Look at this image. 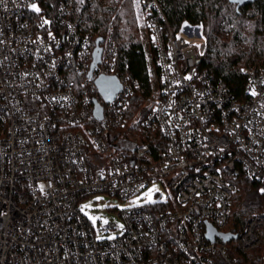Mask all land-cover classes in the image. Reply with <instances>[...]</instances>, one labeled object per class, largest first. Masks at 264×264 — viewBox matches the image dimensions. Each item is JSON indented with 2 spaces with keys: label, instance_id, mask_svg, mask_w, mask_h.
<instances>
[{
  "label": "built area",
  "instance_id": "1",
  "mask_svg": "<svg viewBox=\"0 0 264 264\" xmlns=\"http://www.w3.org/2000/svg\"><path fill=\"white\" fill-rule=\"evenodd\" d=\"M138 3L160 91L133 122L160 131L158 155L127 134L139 81L118 65L112 32L89 77L96 41L72 1L45 16L40 0H0V264H264V250L240 260L228 247L264 244V210L236 238L222 236L242 175L264 196V65L242 69L246 97L238 100L202 68L201 27L175 32L159 0ZM102 75L123 86L111 102L96 84ZM157 182L172 193L113 208L122 225L94 226L81 209L89 196L127 201Z\"/></svg>",
  "mask_w": 264,
  "mask_h": 264
},
{
  "label": "trees",
  "instance_id": "2",
  "mask_svg": "<svg viewBox=\"0 0 264 264\" xmlns=\"http://www.w3.org/2000/svg\"><path fill=\"white\" fill-rule=\"evenodd\" d=\"M61 0H40L43 14L54 13ZM81 10L85 32L92 36L93 43L105 38L108 33L119 48L118 65L128 67L139 81L126 113L127 126L140 111L145 115L150 109L145 102L151 97L150 61L142 42L138 39V26L134 0H70ZM172 29L177 32L183 24L202 28L206 51L201 66L214 79H222L238 100L246 97L247 76L242 69L246 66L264 65V0L240 7L229 0H159ZM94 46V44H93ZM153 50V49H152ZM154 61L159 80V67L155 51ZM142 140L148 143L155 154L164 149L165 140L158 129H142ZM238 189L233 196L231 217L225 231L239 234L247 222L264 210V196L260 185L242 175ZM264 250L261 244L254 251L243 252L230 248L238 259L242 256H256ZM241 251V252H240ZM242 254V255H241Z\"/></svg>",
  "mask_w": 264,
  "mask_h": 264
},
{
  "label": "rangeland",
  "instance_id": "3",
  "mask_svg": "<svg viewBox=\"0 0 264 264\" xmlns=\"http://www.w3.org/2000/svg\"><path fill=\"white\" fill-rule=\"evenodd\" d=\"M135 11H136V20L138 26V39L142 42L144 49L147 52L150 64V72H151V82L153 83L152 95L145 102V107L150 108L156 102L159 96L160 91V83L158 81V74L156 73V64L154 61V53L149 44V37L147 31L145 29V25L143 22V18L140 12V6L138 0H134ZM189 25L187 23L183 24ZM182 26V27H183ZM192 26V25H191ZM264 28V23H263ZM138 111L134 118L128 123V132L127 134L133 137L137 135L142 136V128L138 123H134V119L136 121L140 120ZM172 193V190L167 186L163 185L161 182L153 183L142 191H140L136 196L130 198L127 201H121L119 198L113 197L109 194H95L87 197L85 200L81 202V209L83 213L88 217V219L92 222L94 226H97L99 221L108 220L109 218H113L119 225H122V221L114 215V213L110 212L113 208L123 209L131 206H141V205H155L156 200L163 194L164 199H167L168 195ZM117 235L116 232L102 234L100 237L102 238H111ZM238 246V242L233 240L228 243V247L233 251L236 250ZM241 252V251H240ZM243 253V252H242ZM242 255V254H241ZM250 256V255H249Z\"/></svg>",
  "mask_w": 264,
  "mask_h": 264
},
{
  "label": "water",
  "instance_id": "4",
  "mask_svg": "<svg viewBox=\"0 0 264 264\" xmlns=\"http://www.w3.org/2000/svg\"><path fill=\"white\" fill-rule=\"evenodd\" d=\"M256 0H229L230 3L236 4L237 10L240 9V7L254 3ZM103 38H98L96 40V46L93 51V63H92V69L89 73V77H92L93 69L101 62L102 57V47L100 44L103 42ZM96 84L98 86V89L101 93V95L104 97V99L107 102H111L115 99L117 94L122 91L123 86L119 79L114 75H102L100 76ZM95 115L98 119L102 117V108L98 104L96 105L95 109ZM224 239L226 241H230L231 239H234L237 237V235L230 234V233H224L222 234Z\"/></svg>",
  "mask_w": 264,
  "mask_h": 264
},
{
  "label": "snow or ice",
  "instance_id": "5",
  "mask_svg": "<svg viewBox=\"0 0 264 264\" xmlns=\"http://www.w3.org/2000/svg\"><path fill=\"white\" fill-rule=\"evenodd\" d=\"M33 7L35 8V5H33ZM37 11H39V9H36ZM41 190H43V186H41Z\"/></svg>",
  "mask_w": 264,
  "mask_h": 264
}]
</instances>
